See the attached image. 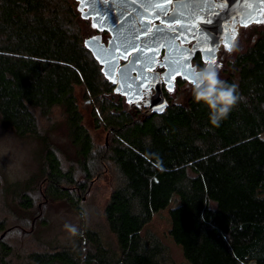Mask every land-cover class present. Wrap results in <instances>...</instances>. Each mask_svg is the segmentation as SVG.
Instances as JSON below:
<instances>
[{"label":"trees","instance_id":"1","mask_svg":"<svg viewBox=\"0 0 264 264\" xmlns=\"http://www.w3.org/2000/svg\"><path fill=\"white\" fill-rule=\"evenodd\" d=\"M78 22L68 0H0V120L18 136L40 141L42 180L53 199L75 202L78 192L67 185L77 181L61 151L40 134L36 111L50 117L61 109L86 175L98 157L115 165L120 179L104 213L118 245L111 250L95 230L82 228L77 246L33 252L32 262L175 264L168 246L142 230L176 201L169 233L191 264H264V29L222 68L221 78L238 84L241 99L215 126L192 89L178 100L164 91L163 111L128 109ZM195 60L203 66L199 54ZM77 87L93 104L96 126L109 133L103 153L84 123ZM27 190L19 196L30 208ZM7 231L0 220L1 264L13 253Z\"/></svg>","mask_w":264,"mask_h":264},{"label":"rangeland","instance_id":"2","mask_svg":"<svg viewBox=\"0 0 264 264\" xmlns=\"http://www.w3.org/2000/svg\"><path fill=\"white\" fill-rule=\"evenodd\" d=\"M68 1L73 4V9L78 13V24L84 34L86 45L93 51H108L111 35L108 31L92 27L93 18L85 15L87 0ZM246 20L248 23L245 26ZM155 23L157 22L151 21V24ZM261 29H264V0H259L257 10L251 17L245 18L237 15L228 21L227 27L218 32V39L215 42L216 49L210 58H204L200 50L195 52L196 41L188 43L179 41L180 45L188 47L185 51L186 55L192 57L188 63L192 77L183 76L181 73H167L165 50H160L157 54L155 70L162 80L161 98L157 97V91L153 88L142 90L134 101L128 100L127 96L119 89L116 91L124 96L128 109L136 106L146 113L157 109V107L164 109L168 104L164 91L169 93L173 99L178 100L192 89V81L199 78L193 73L194 67L201 66L195 60L198 54L201 56L203 66L210 63L219 64L221 77V70L226 63L245 51L254 41L256 32ZM92 37L98 39L92 40ZM179 59V57H174L173 62H178ZM120 62L123 61L120 59ZM179 77L184 80L183 85L179 83ZM169 88L172 90L170 91ZM76 91L79 106L84 114V123L93 136L96 151L103 153L110 144L109 133L105 127L96 126L93 118V104L87 101L83 88L77 87ZM36 114L40 134L46 136L49 144L51 143L61 151L59 157L64 168L66 170L73 168L77 183L67 186L71 187L74 193L78 192L79 197H75L77 199L75 202L65 198H51L46 192L41 175L40 151L42 145L40 141L33 136H18L0 120V220L8 229L5 240L13 247L8 264H34L30 259V254L33 252L51 251L53 248L59 247H75L79 242L76 235L81 232L82 228L95 230L100 234L107 248L116 250L117 240L108 228L104 209L110 194L120 179L117 168L113 163L103 161L98 157L97 160L91 162L90 176L86 175L83 169L77 165L76 147L70 138L61 109L55 108L50 117H45L37 111ZM30 179L32 182L28 188L25 185ZM12 184H19V187L22 188L15 189L14 187L18 185ZM80 185H84L85 190L80 191L78 189ZM26 188L33 200V206L30 208L24 206L19 196L20 192ZM175 205L176 201H172L166 208L155 212L142 232L154 234L166 244L175 264H191L184 257L181 245L169 233L171 227L169 208ZM65 222L76 225L78 232L76 234L69 233L63 227Z\"/></svg>","mask_w":264,"mask_h":264},{"label":"water","instance_id":"3","mask_svg":"<svg viewBox=\"0 0 264 264\" xmlns=\"http://www.w3.org/2000/svg\"><path fill=\"white\" fill-rule=\"evenodd\" d=\"M258 4L259 0H167L163 9H153L149 0H108L107 3L87 0L85 15L98 23L97 14H103L106 23L98 29L110 33V49L92 51L105 65V75L109 78L106 73H111L109 80L116 84V90L134 101L144 89L153 88L157 97H162V80L155 70L160 50H165L167 73L192 77L188 67L192 57L186 55L188 47L179 41H196L195 52L200 50L204 58H210L216 49L218 32L237 15L251 17ZM174 57L180 58L176 64ZM137 59L144 62L143 68L135 62ZM149 59L153 61L151 64L146 62ZM146 73L156 80L151 76L144 80Z\"/></svg>","mask_w":264,"mask_h":264},{"label":"clouds","instance_id":"4","mask_svg":"<svg viewBox=\"0 0 264 264\" xmlns=\"http://www.w3.org/2000/svg\"><path fill=\"white\" fill-rule=\"evenodd\" d=\"M219 64H206L193 68L198 79L192 81V94L197 102H202L208 108V118L212 125L219 124L227 118L233 106L241 99L238 84L230 83L219 75ZM63 227L71 234H76V225L65 222Z\"/></svg>","mask_w":264,"mask_h":264},{"label":"snow or ice","instance_id":"5","mask_svg":"<svg viewBox=\"0 0 264 264\" xmlns=\"http://www.w3.org/2000/svg\"><path fill=\"white\" fill-rule=\"evenodd\" d=\"M107 2H108V0H104V3H107ZM166 2H167V0H163V2H162V0H149V6L152 7L153 9H163ZM96 19L99 22L98 23H93L92 27H94V28H101L103 26V24L106 23V21L103 18V14L102 13L97 14ZM244 23H245V26H246L248 21L246 20ZM91 39L92 40H96L98 38L97 37H92ZM184 59L186 60L187 58L185 57ZM135 62H139L141 64L142 68H143V63L144 62H140L139 59H137V61H135ZM146 62L148 64H151L153 61L151 59H149ZM173 63H177V62L174 61ZM173 70H175V69H173ZM106 74L109 76L110 79L112 78L111 73H106ZM149 76L152 77V80H156V77L153 76L151 73H146L144 75L143 79L144 80H148ZM169 90L171 91L172 89L169 88ZM157 111H163V108L162 107H157Z\"/></svg>","mask_w":264,"mask_h":264},{"label":"flooded vegetation","instance_id":"6","mask_svg":"<svg viewBox=\"0 0 264 264\" xmlns=\"http://www.w3.org/2000/svg\"><path fill=\"white\" fill-rule=\"evenodd\" d=\"M217 1V0H216Z\"/></svg>","mask_w":264,"mask_h":264}]
</instances>
